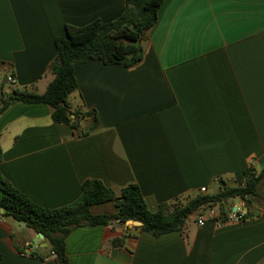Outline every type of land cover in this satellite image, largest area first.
I'll return each instance as SVG.
<instances>
[{"label":"crops","instance_id":"crops-1","mask_svg":"<svg viewBox=\"0 0 264 264\" xmlns=\"http://www.w3.org/2000/svg\"><path fill=\"white\" fill-rule=\"evenodd\" d=\"M125 1L0 0V89L43 92L65 25L112 21ZM138 44L134 66L88 61L75 69L71 110L97 118L86 134L53 122L43 103L16 102L0 114V174L35 205H68L84 180L97 179L117 196L136 184L155 211L241 185L246 168L264 167V0H163ZM90 125L89 116L79 119L81 130ZM259 192L227 201V211L244 202L239 222L199 226L197 212L182 232L158 236L117 221L74 228L64 239L68 264H264V180ZM89 209L116 212L112 202ZM36 236L0 211V264H57ZM113 238L122 242L112 246Z\"/></svg>","mask_w":264,"mask_h":264},{"label":"trees","instance_id":"trees-1","mask_svg":"<svg viewBox=\"0 0 264 264\" xmlns=\"http://www.w3.org/2000/svg\"><path fill=\"white\" fill-rule=\"evenodd\" d=\"M163 0H126L123 12L114 20L102 22L93 20L82 26L65 25V33L55 38L56 54L48 65L52 79L41 93L28 88H13L9 92L0 89V114L16 102L26 104L43 103L52 108L51 119L55 123L69 126L79 135L86 134L97 124L94 110L79 112L71 110L68 96L77 90L75 69L88 61H98L104 65H136L142 59L138 44L157 20V11ZM89 116L91 125L81 130L79 119ZM2 151L0 147V160ZM264 180V167L256 172L251 166L243 171L242 184L220 186L215 194H198L194 197L175 198L171 202L160 203L155 211H150L136 184H128L117 196L97 179H86L81 184L79 197L72 203L46 209L32 203L15 189L0 174V209L14 221H20L37 234H42L53 252L57 264H68L64 239L74 228L104 225L115 221L124 225L128 220L139 222L140 231L152 236L183 231L187 218L205 208H217L223 216L227 211V201L246 195L262 198L259 185ZM112 202L116 212L112 215H93L90 206ZM247 215V214H246ZM246 217V216H245ZM122 238H113L112 246H118Z\"/></svg>","mask_w":264,"mask_h":264},{"label":"built area","instance_id":"built-area-1","mask_svg":"<svg viewBox=\"0 0 264 264\" xmlns=\"http://www.w3.org/2000/svg\"><path fill=\"white\" fill-rule=\"evenodd\" d=\"M7 82H13L12 76L8 75L5 77ZM205 188H201L200 192H204ZM242 200V199H241ZM234 204L223 216L219 215L217 211L209 209L207 211H199L196 219V224L201 226L208 220H213L217 225H221L225 222H239L243 220L247 214L246 206L243 201ZM260 212L264 214V206L261 207ZM52 255L53 252H51Z\"/></svg>","mask_w":264,"mask_h":264},{"label":"water","instance_id":"water-1","mask_svg":"<svg viewBox=\"0 0 264 264\" xmlns=\"http://www.w3.org/2000/svg\"><path fill=\"white\" fill-rule=\"evenodd\" d=\"M2 211V210H0ZM118 222V221H117ZM15 225L18 226V227H24L25 224L23 222H20V221H15ZM124 225L126 227H132V226H140L141 224L139 222H136V221H132V220H128L124 223ZM42 239L43 238V235L42 234H37V236L34 238V241H37L38 239Z\"/></svg>","mask_w":264,"mask_h":264},{"label":"rangeland","instance_id":"rangeland-1","mask_svg":"<svg viewBox=\"0 0 264 264\" xmlns=\"http://www.w3.org/2000/svg\"><path fill=\"white\" fill-rule=\"evenodd\" d=\"M4 73H3V70L1 71V73H0V83H1V76L3 75ZM4 88L6 89V90H10V89H13V88H16V87H14V86H12V85H10V84H4ZM212 191V190H211ZM233 202H235L234 200H230V202L229 203H233ZM210 209H212V208H210ZM207 210H209L208 208H205V211H207ZM212 210H214V209H212ZM216 211V210H215ZM188 222H192L193 221V216H190L189 218H188V220H187ZM122 226H124V225H122Z\"/></svg>","mask_w":264,"mask_h":264}]
</instances>
